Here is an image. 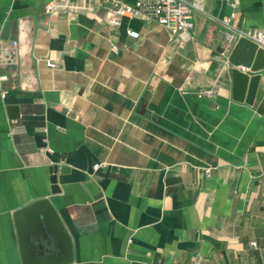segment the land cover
Masks as SVG:
<instances>
[{"label":"crops","instance_id":"obj_1","mask_svg":"<svg viewBox=\"0 0 264 264\" xmlns=\"http://www.w3.org/2000/svg\"><path fill=\"white\" fill-rule=\"evenodd\" d=\"M50 1L0 0V37L19 41L6 97L0 82V264H23L14 213L41 197L72 237L56 264H264V69L235 99L215 19L230 0H201L187 41L113 25L100 0ZM237 2L234 23L264 30V0Z\"/></svg>","mask_w":264,"mask_h":264},{"label":"built area","instance_id":"obj_2","mask_svg":"<svg viewBox=\"0 0 264 264\" xmlns=\"http://www.w3.org/2000/svg\"><path fill=\"white\" fill-rule=\"evenodd\" d=\"M107 6L108 18L113 25L120 24L121 17H139L154 20L164 26L170 34L182 41L190 38L189 32L194 27V12L203 11L201 0H100ZM230 6L233 8L229 16L222 18L216 17V21L221 27L223 33V43L220 54L224 61L229 63L230 55L241 38H247L264 48V30L262 29H246L234 23L237 16V0H230ZM66 4L61 0H51L46 5L47 13H56L65 11ZM128 34L137 37L138 33L128 30ZM18 40H5L0 37V82L2 83V96L6 97L7 88L5 82L9 81L12 68L18 63ZM115 52L119 51L117 45H113ZM48 65L57 67V63L49 60ZM243 71L245 67H241ZM217 94V88L204 87L197 92L198 97L213 98ZM24 128L20 125L12 126V133L23 132ZM207 175H210V169H206ZM256 246V242H251Z\"/></svg>","mask_w":264,"mask_h":264},{"label":"water","instance_id":"obj_3","mask_svg":"<svg viewBox=\"0 0 264 264\" xmlns=\"http://www.w3.org/2000/svg\"><path fill=\"white\" fill-rule=\"evenodd\" d=\"M229 62L233 65L234 98L242 100L244 93H247V101L251 102L260 79L259 71L264 69V48L247 38H241L236 43ZM238 66L245 67L248 71H243ZM50 173L54 184L53 192H56L58 166H51ZM87 186L94 191L93 184ZM14 221L19 235L23 264H56L72 261V237L51 198L41 197L17 209ZM44 245L49 246L47 251L49 250L51 254L44 255L46 251ZM57 248L59 252L56 253ZM60 251L63 253L61 261L58 258L53 261L56 254L59 257Z\"/></svg>","mask_w":264,"mask_h":264}]
</instances>
